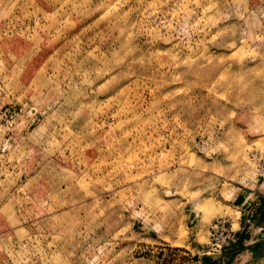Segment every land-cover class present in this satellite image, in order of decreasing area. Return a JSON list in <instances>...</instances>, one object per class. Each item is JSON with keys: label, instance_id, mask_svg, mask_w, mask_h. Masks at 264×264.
<instances>
[{"label": "rangeland", "instance_id": "374dc122", "mask_svg": "<svg viewBox=\"0 0 264 264\" xmlns=\"http://www.w3.org/2000/svg\"><path fill=\"white\" fill-rule=\"evenodd\" d=\"M6 106L0 264H264V0H0Z\"/></svg>", "mask_w": 264, "mask_h": 264}, {"label": "built area", "instance_id": "2783aa9c", "mask_svg": "<svg viewBox=\"0 0 264 264\" xmlns=\"http://www.w3.org/2000/svg\"><path fill=\"white\" fill-rule=\"evenodd\" d=\"M20 111L11 106H6L0 108V120L3 123H8L16 118ZM37 110L35 107H30L28 110L29 116L32 118L30 125L35 122V117L37 116ZM259 175L264 178V160L259 167ZM232 235V229L228 227L223 218L215 219L210 226V239L208 251L210 253L219 252L226 240Z\"/></svg>", "mask_w": 264, "mask_h": 264}, {"label": "crops", "instance_id": "0c3cea01", "mask_svg": "<svg viewBox=\"0 0 264 264\" xmlns=\"http://www.w3.org/2000/svg\"><path fill=\"white\" fill-rule=\"evenodd\" d=\"M262 178H263V177H262ZM263 181H264V178H263ZM263 195H264V194H262L261 192L258 193V194L255 193V196H257V197H259V198H261Z\"/></svg>", "mask_w": 264, "mask_h": 264}]
</instances>
